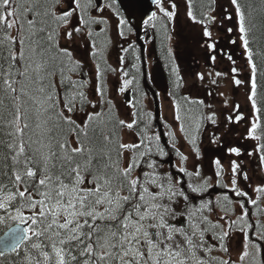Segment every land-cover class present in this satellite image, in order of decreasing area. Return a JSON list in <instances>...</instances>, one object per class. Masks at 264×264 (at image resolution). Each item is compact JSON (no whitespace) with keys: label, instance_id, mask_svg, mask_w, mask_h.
<instances>
[{"label":"snow or ice","instance_id":"1","mask_svg":"<svg viewBox=\"0 0 264 264\" xmlns=\"http://www.w3.org/2000/svg\"><path fill=\"white\" fill-rule=\"evenodd\" d=\"M61 2L0 0V226L7 228L0 237V257L6 251L14 253L10 264H209L197 255L198 249L205 254L212 251L211 247H204L205 233L212 231L213 239H219L221 250L227 253L229 248L223 242L230 231H239L244 234L239 264L249 258L251 264H261L252 250L258 253L261 249L256 240L264 241V223L256 221V240L251 239L245 229H252L253 224L248 222L244 201H238L241 215L230 220L229 231H225L219 220L214 223L205 215L213 211L212 201L193 209L184 190L177 188L179 182L173 183L171 173L162 176L156 160L146 159L165 155L159 143L154 144L147 135L133 143L123 142L118 136L117 127L133 129L137 121L111 120L114 106L106 99L103 73L115 69H102L100 63L96 64L95 92L100 99H89L85 91L88 81L79 78L81 61L61 45L62 39L72 41L81 28L63 34L60 30L77 9L83 13L82 26L106 21L88 15V10L95 7L92 0H73L75 7L70 5L68 10L57 12ZM153 3L165 17L175 16V4L171 6L173 11H168L162 0ZM231 3L236 6L240 40L252 70L248 98L259 112L257 66L249 48L252 28L238 0ZM188 15L194 22H201L196 21L191 9ZM156 18L157 13L152 12L145 23ZM206 18L209 22L215 19ZM119 23L126 25L127 21L121 19ZM92 35L89 31L88 36ZM204 35H211L207 28ZM92 48L90 55L103 60V48L98 49L94 41ZM199 78L203 79V74ZM131 83L124 80L119 91L123 93ZM234 83L240 85L241 81L235 79ZM89 106L92 110H86ZM98 106L100 111L95 110ZM175 118L181 119L179 110ZM242 118L237 115L235 120ZM207 119L215 123L214 114ZM232 119L228 117L229 121ZM257 127L254 121L249 129V136L255 139L260 138L253 136ZM184 130L181 124V131ZM155 140H159L158 135ZM229 151L240 155L237 148ZM215 163L220 166L219 160ZM145 164L150 171L143 170ZM239 167L232 162L233 186ZM188 187L192 192L198 190L191 184ZM231 190L238 197L248 195L235 187ZM255 191L264 195V186ZM180 197L185 211H177ZM223 200L225 216L220 220L230 212L229 198L224 196ZM249 202L256 204L257 200ZM179 217L183 221L177 227L171 221ZM219 264L237 262L219 260Z\"/></svg>","mask_w":264,"mask_h":264},{"label":"rangeland","instance_id":"2","mask_svg":"<svg viewBox=\"0 0 264 264\" xmlns=\"http://www.w3.org/2000/svg\"><path fill=\"white\" fill-rule=\"evenodd\" d=\"M68 1L62 0L59 7L64 9L60 8L61 12L66 10ZM212 3L214 6L208 11V17L215 19L211 22L207 19L205 23L199 24L189 17L185 0H162V6L165 9L168 7L170 11H173L171 6L176 5L174 10L176 14L170 19L172 31L168 45L173 60L171 66L172 89L170 96L158 93V121L167 148L161 144L158 127L153 125L154 115L151 96L145 93H133L129 101L123 98L125 91L130 89V85H132L131 87L140 85V79L138 80L136 75L138 71L137 61L135 59L133 62L131 58V55L135 53L134 30L129 25L130 29L124 31V25L119 23L123 17L119 15L116 7L109 6L108 14L102 11V7H105L107 3L103 4L100 9H96L93 13L94 17L106 21V23H93L90 26H82L79 15L74 11L67 26L61 29V33L72 31L76 27H80L81 32L74 33L72 41L62 39L61 42L72 50L77 60L81 61L82 70L79 78L83 77L82 79L88 81L85 90L90 100L99 101V96L95 92L97 84L96 64L100 63L103 66L102 69H106L108 66L115 69V71H104L103 73L106 99L112 102L121 120L126 122H131L133 119H137L138 115H142L141 107L145 112L141 132L136 128L123 127L121 138L123 142L133 143L138 142L143 135H147L153 138L154 144L159 143L165 155H157L154 160H156L158 171L162 176L165 173H171L168 164L164 163L163 160L172 154L175 169L180 171L183 168L184 171L180 172L183 173L185 179L183 180L177 173H171L173 183L178 181L177 188H182L186 195V189L193 193L188 187L189 184L197 187L198 190L195 192L197 195L203 194L204 189L214 185L225 186L230 190L235 187L248 194L242 201L248 210V222L253 224V228L245 229V231L251 239L256 240V221L259 220L264 223V195L258 194L255 189L258 186H264V170L262 161L257 154L258 139L249 136V129L253 122L257 123V113L248 98L251 94V65L240 40L241 33L239 32L236 6L231 3V0H213ZM109 5L113 4L109 2ZM158 12L161 13L160 10ZM205 28L211 33L210 37L204 35ZM89 31L93 33L92 39H101L106 36L104 33L109 35L105 47L102 44L100 47L104 50L103 60H98L90 55L93 51V41L89 39ZM121 32H123V36ZM208 45H214V47L209 48ZM146 46L148 47L147 40ZM123 55H127V64L121 62ZM229 56H231V60L228 59ZM146 63L149 68L150 60H146ZM233 68L237 71L233 72ZM173 70L175 75H173ZM217 72L221 75L216 76ZM200 74H203V79L199 78ZM128 76L132 77L129 78ZM73 78L78 77L73 76ZM235 79L240 80L241 84L236 85ZM124 80H131L132 83L121 93L119 88L123 86ZM174 88H177L184 97L186 96V99L183 97L175 98L173 95ZM200 101L203 104L198 103ZM189 102L192 103L189 104ZM237 105L239 106L238 109ZM177 110H179L180 120L175 118ZM133 113H136L135 117ZM213 114L215 123L207 119ZM237 115L243 117L239 122L235 120ZM228 117L233 119L229 121ZM146 124L148 125L147 128L145 127ZM181 124L184 126V131H181ZM137 133L141 135H137ZM157 135L159 136L158 141L155 140ZM253 136H258V129ZM231 148L239 149L240 155L231 153L229 151ZM182 157L187 159H182ZM217 160L220 161L219 167L215 163ZM233 161L240 166L235 175L237 181L235 186L231 183ZM147 171L150 169L147 168ZM197 172L199 175H196ZM245 174L247 179H244ZM165 182L167 181L165 180ZM183 182H185V188L182 187ZM224 196H227L231 202L229 205L230 212L224 220H220L221 216H225V212L222 210L225 206ZM258 196H260L259 199H257ZM249 199L257 200V203L252 204ZM179 201L180 206L177 211H185L183 198L180 197ZM207 201L213 202V211L211 213L206 212L205 215L214 223L219 220V223L224 226V230L229 231L228 222L236 220L242 212L238 200L228 194H213V197L207 195L205 198L198 199L195 204L192 203V199L188 200V204L194 209L202 202ZM217 201L219 204L216 203ZM171 222L175 223V220ZM176 225L180 227V225ZM216 231L219 232V230ZM213 235L212 231L205 233L207 243L204 245L205 248L211 247L212 251L205 254L198 249L197 255L209 261V264H219V260H231L239 264L244 234L239 231H230L229 237L223 242L229 248L227 253L221 250L222 242L219 239H213ZM256 242L261 245V249L258 253L255 252V249L252 250L254 258L264 264V241L256 240ZM213 257L217 259L212 260ZM245 264H251V258L246 260Z\"/></svg>","mask_w":264,"mask_h":264},{"label":"trees","instance_id":"3","mask_svg":"<svg viewBox=\"0 0 264 264\" xmlns=\"http://www.w3.org/2000/svg\"><path fill=\"white\" fill-rule=\"evenodd\" d=\"M110 3L114 4L113 1L109 0ZM188 6V11L191 9L193 15L196 18V21H201L199 24L205 23L208 17V11L213 8V0H185ZM238 3L241 6V10L244 12L246 16V21L248 22V26L252 28L251 32L249 33V48L253 54V61L257 66L256 71V84H257V108L259 112L257 113V124H258V154L260 158L264 156V148H261L264 145V0H238ZM115 5V4H114ZM251 5V7H250ZM116 7V5H115ZM159 10H155L157 13V18L154 21H149L145 23L148 25L153 23L155 25L154 30L158 33L161 32L163 27H166L169 31L170 27V19L165 17L163 13H159ZM160 14V15H159ZM163 24V25H162ZM255 25V27H252ZM141 74V73H140ZM141 78V75L138 76V80ZM133 89L136 90V94L142 93V88L140 85H135ZM173 95L175 98L183 97L186 99V96L182 95L177 88H174ZM100 99V97H99ZM192 102H189V104ZM86 110H92L89 106ZM96 111H100L99 106ZM106 113L105 119H108V105H105L104 109ZM142 115L137 116V123L134 128H136L140 132V127L142 126L143 116H145V112L141 107ZM83 115V114H78ZM111 120L116 122L121 120L120 116L118 115L116 108L112 107L110 113ZM121 127H117V134L121 138ZM157 155H153L150 158H146L148 160L156 158ZM262 161V160H261ZM263 169H264V161ZM144 171H147L146 164L142 165ZM139 172V170H138ZM138 174V173H137ZM6 229L4 226H0V234ZM14 259V253L4 254L3 257H0V264H10V262Z\"/></svg>","mask_w":264,"mask_h":264},{"label":"flooded vegetation","instance_id":"4","mask_svg":"<svg viewBox=\"0 0 264 264\" xmlns=\"http://www.w3.org/2000/svg\"><path fill=\"white\" fill-rule=\"evenodd\" d=\"M92 2L95 5V7H92L88 10V15H91L92 17H94L93 13H95L96 9H100L103 6V4H105V3H107V4H105V7H102V11H104L106 14H108V10H109V6H107V5H109L108 0H92ZM73 4H74L73 0H69L67 2L66 10H68L69 6L70 5L72 6ZM74 7H75V4H74ZM60 8H63V7H59V5H58L56 8V11L61 12ZM58 9H59V11H58ZM76 12L79 15L78 17L83 15V13H81L79 9H77ZM118 13H119V15H121L123 17L124 20H126V18L122 12H118ZM85 19H87V16H85ZM129 25H131V27H132V23L127 21V24L124 25V28H125L124 31H127L128 29H130V27H128ZM152 26H153V24L150 23L147 25V28L142 27L141 39L143 42V50L141 51V49L137 45H134L135 53H133L134 56L131 55V58H132L133 62L135 61V59L138 62L141 59H145V61L150 60V63H149L150 67L149 68L147 67V63H146V72L148 75V72L153 67V63L155 62V55H156L157 58L161 61L162 65H163L167 79L169 81V86L171 87L170 79H171V74H172L171 66H172L173 60H172L170 53H169V50H168V45H169L168 35L165 33L164 29H162L161 32L157 33L155 30H153V28H151ZM105 34H106V36L102 37L101 39H92L91 37L89 39H91V41H94L96 43L97 48H100L102 45L105 47V43H106V41H108V37H109L108 33H104V35ZM92 37H94V36H92ZM144 39H145V41H144ZM146 40L148 41V47L146 46ZM152 44L154 45V49H155L154 51H156V54H155V52H151ZM61 45L65 46L62 42H61ZM123 62L125 64H127V55H123ZM140 66L142 67L141 63H140ZM139 76H140V74H139ZM128 77L131 78L132 76H128ZM140 85H142V76L140 79ZM131 86L132 85H130V89H127L125 91V94L127 93V91L129 92V98H132V94H133V87H131ZM143 92L147 93V90L144 89ZM169 92H170V89H169ZM168 93L166 94V96L167 95L170 96V94H168ZM236 198L238 200H242V199L245 200L244 197L236 196Z\"/></svg>","mask_w":264,"mask_h":264},{"label":"water","instance_id":"5","mask_svg":"<svg viewBox=\"0 0 264 264\" xmlns=\"http://www.w3.org/2000/svg\"><path fill=\"white\" fill-rule=\"evenodd\" d=\"M120 8V10L126 15V18L129 22H132V26L135 30V37H136V43L139 44L141 51L143 50V43L140 39V36L142 34L141 27L142 22L144 19L148 18L149 15L153 12L154 3L153 0H115ZM156 61L154 62L152 74H151V81L153 82V85L163 92H166L168 89L167 82L165 80L164 71L161 65V62L155 57ZM146 79L144 77V85H146ZM147 86V85H146ZM150 91L153 94L154 99V115H155V124L158 125L159 133L161 137L162 143H165V137L163 135V131L160 127V123L158 121V114H159V107L157 102V97L155 94V91L152 87L148 86ZM169 163L171 167L172 173L175 171L173 170V157L172 154H169L168 158L165 160ZM183 178V175H181ZM184 182L182 183V185ZM215 188H212L211 191H215ZM183 221V217H181L179 220H176L177 224H181ZM7 229L4 231L6 232ZM4 232L0 235V237L3 236ZM0 251H3V249H0ZM7 253V251L5 252Z\"/></svg>","mask_w":264,"mask_h":264}]
</instances>
